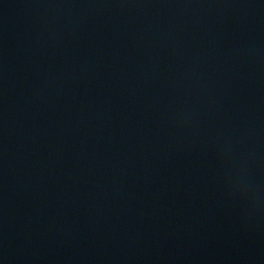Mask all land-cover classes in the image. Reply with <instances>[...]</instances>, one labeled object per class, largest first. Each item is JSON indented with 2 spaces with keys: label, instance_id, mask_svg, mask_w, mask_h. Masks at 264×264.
Returning a JSON list of instances; mask_svg holds the SVG:
<instances>
[{
  "label": "water",
  "instance_id": "water-1",
  "mask_svg": "<svg viewBox=\"0 0 264 264\" xmlns=\"http://www.w3.org/2000/svg\"><path fill=\"white\" fill-rule=\"evenodd\" d=\"M0 264H264V0H0Z\"/></svg>",
  "mask_w": 264,
  "mask_h": 264
}]
</instances>
